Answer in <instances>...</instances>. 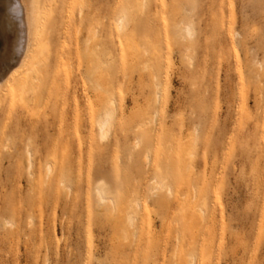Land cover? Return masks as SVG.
Listing matches in <instances>:
<instances>
[{
	"label": "rangeland",
	"instance_id": "obj_1",
	"mask_svg": "<svg viewBox=\"0 0 264 264\" xmlns=\"http://www.w3.org/2000/svg\"><path fill=\"white\" fill-rule=\"evenodd\" d=\"M25 1L38 75L0 89V264H264V0Z\"/></svg>",
	"mask_w": 264,
	"mask_h": 264
},
{
	"label": "bare ground",
	"instance_id": "obj_2",
	"mask_svg": "<svg viewBox=\"0 0 264 264\" xmlns=\"http://www.w3.org/2000/svg\"><path fill=\"white\" fill-rule=\"evenodd\" d=\"M144 1H146V0H143V2ZM6 3H7V1H6ZM8 5L12 6L11 4H8V3L6 5L5 0H0V37L2 40V44H3L2 49H0V89L5 87L10 95L15 96L16 94H18L17 93L18 91H21V92L23 91V93H24V90H25V93H27L28 90L30 91L32 86H34V84L32 83L33 85L32 84L30 85L29 79L34 80L35 78H33V77H34L35 73L38 75L37 68H34V66H35L34 65V54L36 53V50H34L35 45H33L34 41L38 40V39H36V40L34 39V24L37 21V19L34 20V18L32 17V13H31L30 9L28 8V5H27L25 0H17V5L15 7V10L19 11L21 13V16H22V26H21V30H20V37L18 39V38H16L15 30H13L12 26H11V25H13V23L11 24L10 23L11 21H9L7 18V16H9V15L7 14V16H6L5 15L6 13H4L6 6L8 7ZM15 13H17V12H15ZM11 16H10V18H11ZM14 16H16V15H14ZM12 18H13V16H12ZM36 18H38L40 20L39 23L41 26V23H42V21L40 19L41 18V12L40 13L38 12L36 14ZM18 22H20V21H18ZM121 25H122V22H121ZM16 52L19 53L20 54L19 57H21L20 60L18 61L17 65L19 68L24 70V73L22 74L23 76H21V77H17L15 74V71L12 69L9 72H6V70L3 69L7 60H9L11 57H13ZM87 56L91 57L92 59L94 58V59L98 60L100 54L95 48L88 46ZM147 68H148V66H147V64H145L144 69L146 70ZM3 71L5 72V77L2 74ZM45 74H47V73L43 70L41 79L45 78ZM36 77H39V76H36ZM159 77H160V68L157 67L156 83L158 82ZM37 80H38V78H37ZM34 87H36V86H34ZM31 91H33V89ZM40 98L42 100V97H40ZM100 127H101L102 135L105 136L107 133V122H101ZM98 198L103 203H109V200L100 191L98 192Z\"/></svg>",
	"mask_w": 264,
	"mask_h": 264
}]
</instances>
